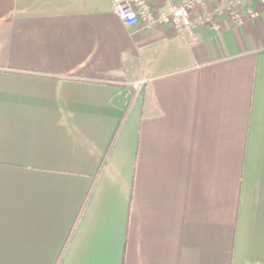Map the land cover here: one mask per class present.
Listing matches in <instances>:
<instances>
[{"label":"crops","instance_id":"1","mask_svg":"<svg viewBox=\"0 0 264 264\" xmlns=\"http://www.w3.org/2000/svg\"><path fill=\"white\" fill-rule=\"evenodd\" d=\"M114 1L0 0V264H264V0Z\"/></svg>","mask_w":264,"mask_h":264},{"label":"built area","instance_id":"2","mask_svg":"<svg viewBox=\"0 0 264 264\" xmlns=\"http://www.w3.org/2000/svg\"><path fill=\"white\" fill-rule=\"evenodd\" d=\"M207 0H187L184 4L172 7L169 13H158L153 11L147 0H115L113 3L114 12L120 20L127 26H132L142 21L148 26L156 24H171L178 31H184L195 26H210L216 28V17L225 14L235 25H241L244 17L255 18L257 13L247 8L243 13L241 11L244 4L251 0H218L220 7L207 11L195 21L191 20V10L196 4ZM140 84L135 85L137 87Z\"/></svg>","mask_w":264,"mask_h":264}]
</instances>
